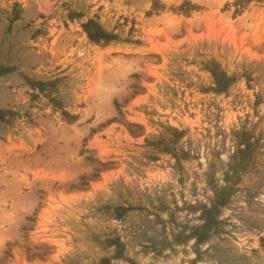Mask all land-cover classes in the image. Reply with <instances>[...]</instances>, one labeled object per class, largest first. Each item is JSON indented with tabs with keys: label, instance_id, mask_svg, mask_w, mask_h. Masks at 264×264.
Returning <instances> with one entry per match:
<instances>
[{
	"label": "rangeland",
	"instance_id": "rangeland-1",
	"mask_svg": "<svg viewBox=\"0 0 264 264\" xmlns=\"http://www.w3.org/2000/svg\"><path fill=\"white\" fill-rule=\"evenodd\" d=\"M0 264H264V0H0Z\"/></svg>",
	"mask_w": 264,
	"mask_h": 264
},
{
	"label": "trees",
	"instance_id": "trees-1",
	"mask_svg": "<svg viewBox=\"0 0 264 264\" xmlns=\"http://www.w3.org/2000/svg\"><path fill=\"white\" fill-rule=\"evenodd\" d=\"M89 34H90L91 38H93L95 40H99L101 36H104L107 33H105V32L102 31L101 33H98V34H93L91 32H89Z\"/></svg>",
	"mask_w": 264,
	"mask_h": 264
}]
</instances>
